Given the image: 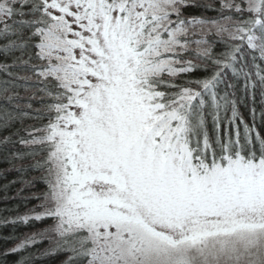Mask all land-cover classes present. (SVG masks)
I'll return each mask as SVG.
<instances>
[{
    "label": "snow or ice",
    "instance_id": "obj_1",
    "mask_svg": "<svg viewBox=\"0 0 264 264\" xmlns=\"http://www.w3.org/2000/svg\"><path fill=\"white\" fill-rule=\"evenodd\" d=\"M0 264H264V0H0Z\"/></svg>",
    "mask_w": 264,
    "mask_h": 264
}]
</instances>
